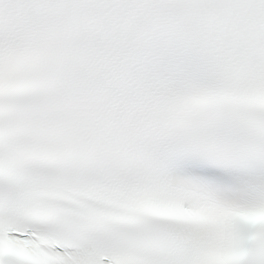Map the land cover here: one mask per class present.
<instances>
[{
    "label": "snow or ice",
    "instance_id": "snow-or-ice-1",
    "mask_svg": "<svg viewBox=\"0 0 264 264\" xmlns=\"http://www.w3.org/2000/svg\"><path fill=\"white\" fill-rule=\"evenodd\" d=\"M0 264H264V0H0Z\"/></svg>",
    "mask_w": 264,
    "mask_h": 264
}]
</instances>
